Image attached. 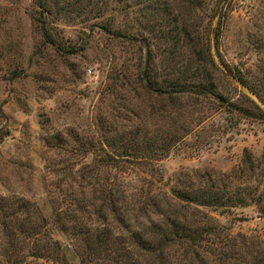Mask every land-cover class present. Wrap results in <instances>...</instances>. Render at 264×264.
Returning <instances> with one entry per match:
<instances>
[{
    "label": "rangeland",
    "instance_id": "rangeland-1",
    "mask_svg": "<svg viewBox=\"0 0 264 264\" xmlns=\"http://www.w3.org/2000/svg\"><path fill=\"white\" fill-rule=\"evenodd\" d=\"M96 1L102 4L98 18L86 23L79 18L56 20L54 36L74 48L73 53L60 55L41 41L32 0H0V197H21L35 207L68 264L79 261L53 218L70 206L73 196L90 199L91 184L97 181H112L109 189L122 193L126 204L122 210L131 230L143 229L149 218H158L139 209V199L146 197L159 209L178 208L185 220L208 229L205 239L213 243L201 247L209 264L219 262L212 254L231 241L242 248L236 256L239 264L246 260L264 264L263 120L241 117L216 100L196 96V102L183 106L184 117L175 115V122L192 118L198 123L188 134L177 132L179 138L166 154L101 163L100 146L107 149L101 143L111 134L107 127L155 128L168 123L153 115L162 102L141 87L142 65L148 60L159 65L170 50L171 61L177 64L196 54L191 42L176 44L179 27L168 33L167 41L163 29L137 22L140 10L131 2ZM157 1L170 18L182 12L192 23L187 38L199 35L207 45L219 67L214 77L217 91L242 104H247L245 96L264 109L218 62L219 58L235 65L251 81L264 78V0ZM220 13L225 17L216 50L212 33ZM106 22L131 36L112 37L101 29ZM70 132L80 136L78 143ZM210 184L231 197L238 193L243 197L247 190L253 200L225 208L178 203L173 197L176 190ZM89 210L98 213L91 214L88 223H98L97 207ZM104 219L112 221L107 214ZM179 257L178 264H189L188 259L197 264L189 253Z\"/></svg>",
    "mask_w": 264,
    "mask_h": 264
},
{
    "label": "trees",
    "instance_id": "trees-1",
    "mask_svg": "<svg viewBox=\"0 0 264 264\" xmlns=\"http://www.w3.org/2000/svg\"><path fill=\"white\" fill-rule=\"evenodd\" d=\"M130 2L140 10L141 19H137L138 23L143 22L145 28L155 25L163 29V37L167 41L170 39L168 33L179 27L177 35H180V38L175 40L176 44L179 40L191 42L192 52L194 50L196 55L187 57L183 64H177L171 61L174 52L169 53L172 51L170 50L168 58L163 59L159 65L150 60L145 62L146 65H142L139 80L141 87L153 93L155 97L158 96L162 102L159 108L152 111L153 115L166 119L168 123L155 128L143 125L132 129L109 130L107 127L111 134L101 143L107 151L100 146L102 164L137 158L158 159L166 154L179 138V135L176 136L177 132L182 136L188 134L198 123V120L193 121L192 118L183 120L178 125L175 122L177 115L185 116L183 106L188 102H196V96L216 100L228 111H235L241 117L264 121V109L253 100L244 96L247 104H242L238 100L226 99L217 91L214 77L219 72V67L199 35L187 38L190 36L187 28L192 26V23L186 22L182 12H177L170 18L157 0H116L119 4L130 5ZM194 2L197 1L192 0L191 4ZM32 3L36 14L35 26L41 41L52 46L60 55L71 54L74 48L58 41L54 36L56 20L62 17L67 21L79 18L80 22L86 23L90 19L98 18L102 10V4H98L96 0H32ZM223 14H219L212 33L216 50L225 17ZM101 29L112 37L123 36L128 39L131 36L128 30L115 29L107 22ZM172 46L173 44L167 47L170 49ZM218 62L226 73L257 97L264 107V78L258 79L259 81L254 78L251 81L235 65L229 66L219 58ZM157 71L161 73L160 78L155 76ZM70 137L75 143L80 141L77 134L70 132ZM91 185L90 199L82 200L81 197L80 200L72 195L73 202L70 206H67L64 212L59 211L53 218L56 228L65 234L72 244L79 264H178L179 256L188 253L192 260L195 258L197 264H209V255L201 247V244L207 248L206 244L213 243L205 239V234L209 233L208 229L185 220L181 217L182 214L177 213L178 208L159 209L156 204L143 197L139 199L142 214L152 213L158 218H149L143 229L131 230L125 222L127 219L122 210L126 205L124 196L119 191L114 194L109 189V185L112 187L114 183L97 181ZM215 186L210 184L203 188L198 186L195 189L176 190L173 197L178 203L182 201L193 206L225 208L246 205L253 200L252 196H248L247 190L243 197L239 193L231 197L220 193ZM20 200L21 197H0V264H68L59 241L47 230V221L39 215L35 207ZM93 207H97L100 213L96 217L98 223H88L89 216L98 213L90 212L89 208ZM106 214L111 216V222L104 219ZM241 251L242 248L231 241L225 249L221 248L212 255L217 254L219 257V262L215 264H239L236 256ZM186 261L191 264L189 259ZM257 263L246 260V264Z\"/></svg>",
    "mask_w": 264,
    "mask_h": 264
}]
</instances>
